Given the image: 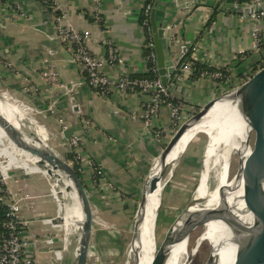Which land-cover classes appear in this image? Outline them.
<instances>
[{
    "label": "crops",
    "instance_id": "1",
    "mask_svg": "<svg viewBox=\"0 0 264 264\" xmlns=\"http://www.w3.org/2000/svg\"><path fill=\"white\" fill-rule=\"evenodd\" d=\"M189 1L154 0L153 8L157 2L161 10L158 19L166 29L163 38L164 48L169 44L166 59L181 63L192 58L208 68L228 64V72L225 80L207 76L192 79L190 73L176 68L175 74L182 79L175 81V85L183 99L170 95L182 105V122L209 100L240 84L259 61V55L253 52L236 56L238 50H247L250 45L253 24L250 19L217 9L211 24L207 25L215 8L197 3L185 8ZM57 3L63 23L90 32L87 47L93 54L105 56L107 40L117 47L123 62L105 66L103 71L107 75L135 76L147 72L140 25L144 0H100L98 3L57 0ZM198 6L206 7V17ZM20 11L26 15L21 16ZM96 14L101 23L96 20ZM55 26L37 0H0V98L13 105L22 101L32 107L30 119L43 128L46 145L50 143V148L59 156L66 157L69 152L65 139L77 136L79 153L93 160L101 170L103 178L96 185L84 179L93 213L89 263L94 245L110 233L102 224L124 227L152 161L174 131L166 107L153 120L152 129L144 127L141 114L148 94L117 91L103 94L86 84L77 85L84 74L73 61L71 51L58 41ZM47 66L54 72L51 79L41 77V71ZM70 87L68 94L66 90ZM60 118L66 124L64 130L58 122ZM155 130H161L160 139L153 137ZM32 137L41 140L34 132ZM22 173V170L14 171L7 186L10 191L25 190L31 195L21 203L20 217L25 223L20 226V234L30 242L40 241L33 249L36 263H53L54 255L41 239L54 236V247L66 244L60 264H74L75 249L67 246L60 228L52 225L61 219L56 218V204L47 193L50 186L45 173ZM105 183H111L112 188ZM46 219L53 221L50 224Z\"/></svg>",
    "mask_w": 264,
    "mask_h": 264
},
{
    "label": "water",
    "instance_id": "2",
    "mask_svg": "<svg viewBox=\"0 0 264 264\" xmlns=\"http://www.w3.org/2000/svg\"><path fill=\"white\" fill-rule=\"evenodd\" d=\"M193 3L210 6L223 12H241L239 8L230 9L226 7L224 3L220 4V0H191L187 2L185 6H191ZM39 5L43 13L46 14L43 5L41 3H39ZM245 11L247 12V10ZM159 12H161V10L158 9V3L156 2L151 11L150 24L156 54L157 75L161 84L166 87V90L171 95L178 99H183V97L178 94V87L175 85V81L181 80L182 76L175 74L176 67L173 61L166 59V56L169 55V44H167V48H164L163 38L166 29L163 26V22H160L158 19ZM167 40L169 41V37H167ZM179 62L180 61L177 60L176 64ZM222 99L235 101L237 113L248 130L245 145L251 147L246 156H243L242 150H231V152L234 151L237 155L238 165L237 171L233 177L234 186L231 188V192L236 194L235 200L241 198L243 204L241 209L242 213L239 214L240 217L233 215L229 210L233 224L241 237L240 264H264V65L240 85L206 102L196 113L189 116L178 126L165 147L154 158L148 169L140 191V199L136 213L145 206V193L148 190V186L152 185L153 187L154 184L157 185V182L153 179L154 177L150 175L155 163L158 162L160 168L164 170L166 166V157L177 144L181 136L194 124L199 122L216 101ZM0 127L16 147L26 152L33 159L34 163L40 167L41 171L46 169L44 175L48 180L50 189L58 185L57 180L50 173L51 170L59 169L65 172L70 179L79 200L82 213L78 241L75 247L76 259L74 264H88L93 229V213L85 186L79 175L66 157L57 155L38 138L30 137V140H28L15 124L1 113ZM251 135L253 136L252 145L250 144ZM227 166L229 169V163ZM161 175L157 177V181L161 180ZM239 188L241 190V197H237ZM55 193L57 194L59 191L56 189ZM157 199L158 205L155 222L161 203V195H159ZM191 205L192 202L188 199L187 206ZM203 211L204 210H197L192 213L190 226L183 235L171 232L170 230L171 226L177 220L176 219L168 228L159 245L156 247V244H154V252L150 264H160L161 256L167 244L182 242L184 240L187 241L198 227L203 226L204 224L201 218ZM189 220L190 218L187 219L188 222ZM136 225L137 223L135 222L129 248L137 235L138 227ZM202 241L203 240L199 242L197 248ZM192 256L190 255L188 258L189 264ZM133 260L135 262V257H133Z\"/></svg>",
    "mask_w": 264,
    "mask_h": 264
},
{
    "label": "bare ground",
    "instance_id": "3",
    "mask_svg": "<svg viewBox=\"0 0 264 264\" xmlns=\"http://www.w3.org/2000/svg\"><path fill=\"white\" fill-rule=\"evenodd\" d=\"M0 113L13 122L28 140L34 132L46 144L47 137L43 128L26 117L23 110L17 105L10 104L0 98ZM204 128H212L210 142L205 150L202 175L190 198L192 205L187 206L180 235L187 231L192 221V213L197 210H204L201 214L204 231L192 247H189L188 240L174 243L167 256L160 260V264H189L188 258L197 252V246L201 240L208 241L210 245V253L204 264H240L241 261V237L233 224L229 210L233 215L239 216L242 213L243 204L242 199L235 200L236 194L231 192L234 183L233 178H229L227 164H230L231 150H242L243 156H246L249 146L245 145L248 130L237 113L235 101L226 99L216 101L206 115L181 136L167 155L165 165L177 161L190 141ZM0 131L4 132L2 128ZM0 136L6 142L10 141L5 133L4 136ZM13 150L21 156L23 163L34 167L36 172L39 171L43 174L44 171L46 172V169L41 171L40 167L23 150L17 151L14 148ZM17 159L19 161L18 156L15 160ZM13 160L14 158L11 157V161ZM211 172H215L218 177L213 188H210L208 183ZM50 173L58 182V186L52 189V193L57 198V194L60 196L59 208L64 212V228L67 230V235H71V228L74 227L78 229L77 235L79 236L82 213L74 187L65 172L56 169L51 170ZM162 173L160 164L156 162L150 175L154 177L157 185L148 186L145 193V206L135 214L138 230L133 244L128 249L125 264H150L155 244L154 224L158 205L157 198L161 195L163 188L162 181H157V177H160ZM56 189L59 191L57 194L55 193ZM240 192L239 188L237 197H241ZM188 218H190L189 222ZM133 257L136 259L135 262Z\"/></svg>",
    "mask_w": 264,
    "mask_h": 264
},
{
    "label": "built area",
    "instance_id": "4",
    "mask_svg": "<svg viewBox=\"0 0 264 264\" xmlns=\"http://www.w3.org/2000/svg\"><path fill=\"white\" fill-rule=\"evenodd\" d=\"M40 1L42 4L50 1L49 8L51 14H49V16L52 21L55 22L56 37L61 44L71 51L73 61L77 63L84 74L83 79L76 83L77 85L86 84L90 88L103 94L111 91L148 94L149 98L143 103V111L141 114L144 127L147 130L152 129L153 120L159 115L161 108L166 107L169 112L171 129L175 131L178 128L184 119L182 105L172 98L170 93L166 90V87L161 84L159 77L132 78L127 74L107 75L103 71L105 66H113L123 62L122 57L117 51V47L107 40L105 42V56L93 54L87 47V42L91 38L90 32L88 30H78L69 24L63 23V14H56V11H60L57 0ZM99 1L100 0H95L97 3ZM153 3L154 0H144L140 25L144 35L143 48L148 50L145 61H150L153 65L152 71L157 72L154 40L150 24ZM221 3H224L228 8H239L241 11L239 12L240 17L248 18L253 23L250 31L251 42L247 50L259 55V60H262V54H264V0H220V4ZM188 7L190 6H185V8ZM245 10H247V12ZM20 15L25 16L26 14L20 11ZM95 18L97 21H100L99 15L96 14ZM245 51L246 50H238L236 56L244 57ZM193 61L194 59L189 58L185 62L176 64L177 60H174L173 63L179 71L190 73ZM227 68L228 64L216 65L213 71L206 70L200 75L215 80H225L227 75L223 73V71L227 72ZM41 77L44 79H51L54 77V72L47 66L41 71ZM248 78L250 77L241 80L240 84ZM71 90L72 87L67 89L66 93ZM17 105L23 110L25 113L24 115L30 118V114L33 111L32 107L22 101L19 104L17 103ZM58 122L62 130L66 129V124L63 119H58ZM152 135L160 139L162 137L161 130L152 131ZM4 141L5 140L0 136V145H2ZM79 141L80 139L77 136H72L65 139L64 144L67 150L72 153V160L81 173L83 180L89 179L93 185H96L99 180L103 178L102 172L93 160L79 153ZM10 148V152L8 150L3 151V149L0 148V264H37L33 255V249L40 241H35L34 243L30 242L20 234V226L25 223L20 217L21 203L29 199L31 195L25 190L16 192L10 191L7 186L8 180L13 177V172L21 170L11 161V155L14 150L11 146ZM4 154L9 158V162L6 164H4L3 160ZM22 171L24 175L32 172ZM105 184L106 187L112 188L111 183ZM52 196L56 201H59L55 195ZM58 209L56 218L62 219L60 208ZM46 221L51 224L53 219H46ZM52 225L60 228V230L62 229V223L59 221L52 223ZM41 241L48 246V251H51L54 255L52 264H60L62 250L66 248V244L64 243L61 247H54V236H45Z\"/></svg>",
    "mask_w": 264,
    "mask_h": 264
},
{
    "label": "rangeland",
    "instance_id": "5",
    "mask_svg": "<svg viewBox=\"0 0 264 264\" xmlns=\"http://www.w3.org/2000/svg\"><path fill=\"white\" fill-rule=\"evenodd\" d=\"M198 10L202 11V16L206 17L207 10L204 6H198ZM264 54H262L263 56ZM27 117V116H26ZM31 118V117H30ZM29 118V119H30ZM32 120V119H31ZM1 128V127H0ZM212 128H204L201 133H198L188 144L182 156L173 163L170 162L165 166L161 181L163 184L162 192H161V203L158 210V214L156 217L155 227H154V236H155V244L156 247L159 245L160 241L164 237L170 225L175 221V223L171 226V232L180 234L185 212L187 209L188 199L190 200L193 195V191L195 190L199 179L202 175V166L203 159L205 156V150L210 142ZM175 132V131H174ZM0 135L4 136V132L0 131ZM2 137V136H1ZM3 138V137H2ZM4 139V138H3ZM253 136L250 137V144L252 145ZM4 141L0 148L3 151L10 152V146L17 151H21L20 148H17L12 142ZM10 145V146H9ZM47 146L50 148V143H47ZM251 147H248L249 153ZM26 155L27 153L24 152ZM230 164H229V178H233L237 171V155L233 151L231 152ZM19 158L15 160V158ZM11 157L14 158L12 163L16 165L19 169L25 171H32L28 173V175H43L41 172H36L35 168L23 163V159L17 152H13ZM29 158H31L28 155ZM32 159V158H31ZM4 164L9 162V158L6 154L3 157ZM33 160V159H32ZM70 162V161H69ZM72 165V164H71ZM44 173H46L44 171ZM216 173L209 174V187L213 188L217 182ZM58 186V185H57ZM53 189V188H52ZM52 189L48 188L47 193L49 195L52 194ZM58 190V189H57ZM58 195L59 201H56L55 198L52 197L54 203L56 204V210H59V204L61 202L60 196ZM140 196L137 197V200L132 207L127 219L124 223V227H114L112 225H108L107 223H103L102 227L109 231L108 236L103 237L98 245H94L93 254H90L89 263L88 264H125L127 259V252L129 249V244L132 239V233L135 225V214L138 207ZM62 219V229L61 233L64 235L65 242H67V246L71 249H75L78 241V229L72 227L71 235H67V230L64 229V212L63 209L60 210ZM99 222V220H98ZM115 228L116 231H112L110 229ZM204 231V226L198 227L189 237L188 244L189 247H192L196 242L197 238ZM174 243H169L165 246L163 254L161 256V260L167 256L170 249ZM154 252V250H153ZM210 253V245L208 241L203 240L198 247L197 252L192 256V260L190 264H204L208 258ZM153 256V253H152ZM152 258V257H151ZM151 261V260H150Z\"/></svg>",
    "mask_w": 264,
    "mask_h": 264
},
{
    "label": "trees",
    "instance_id": "6",
    "mask_svg": "<svg viewBox=\"0 0 264 264\" xmlns=\"http://www.w3.org/2000/svg\"><path fill=\"white\" fill-rule=\"evenodd\" d=\"M39 3H41V1L40 0H37ZM42 4V3H41ZM43 5V7H44V9H45V11H46V14L47 15H49V14H51V11H50V8H49V5H50V1H48V3H43L42 4ZM217 12V9H213V15L210 17V19L208 20V23H207V25H209V24H211V22H212V19H213V17H214V14ZM56 14H58V15H62V12H60V11H56ZM99 23H101L100 21H99ZM140 24H141V20H140ZM147 54H148V50L147 49H144V59L146 60V57H147ZM248 54H251V51L250 52H248V50H246L245 51V53H244V56L245 55H248ZM263 57V59L262 60H259L254 66H253V68L251 69V72H250V74L248 75V77H251L259 68H261L263 65H264V55L262 56ZM192 70H191V72H190V78H192V79H195V78H198V77H200L201 75V73L203 72V71H213L214 69H215V67H212V68H208L207 66H205L204 64H201V63H198V62H195V61H193L192 62ZM152 63L150 62V61H148L147 62V72H145L144 74H139V75H129L130 77H132V78H142V77H145V78H154V77H158V75H157V72H154V71H152ZM228 72V71H227ZM227 72L225 71H223V73H225L226 75H227ZM83 73V72H82ZM222 80V79H221ZM176 101V100H175ZM177 102V101H176ZM72 157H73V155H72V153H70V152H67L66 153V158H67V160L68 161H70V163L72 164V166H73V168L75 169V171H76V173L79 175V177H80V179H81V181H82V183L84 184V180H83V178H82V175H81V173L78 171V169H77V166H76V164L74 163V161L72 160ZM84 186H85V184H84ZM0 213H1V211H0Z\"/></svg>",
    "mask_w": 264,
    "mask_h": 264
}]
</instances>
